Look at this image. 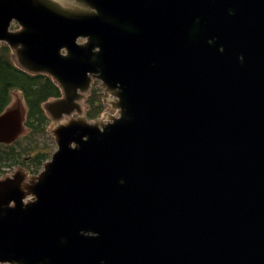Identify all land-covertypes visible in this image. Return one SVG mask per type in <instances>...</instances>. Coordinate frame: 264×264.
I'll use <instances>...</instances> for the list:
<instances>
[{"label": "water", "instance_id": "water-1", "mask_svg": "<svg viewBox=\"0 0 264 264\" xmlns=\"http://www.w3.org/2000/svg\"><path fill=\"white\" fill-rule=\"evenodd\" d=\"M66 1L0 0V43L68 89L57 120L78 118L57 123L37 186L0 183V263L264 264V0ZM94 75L123 117L87 119L74 97Z\"/></svg>", "mask_w": 264, "mask_h": 264}, {"label": "trees", "instance_id": "trees-1", "mask_svg": "<svg viewBox=\"0 0 264 264\" xmlns=\"http://www.w3.org/2000/svg\"><path fill=\"white\" fill-rule=\"evenodd\" d=\"M15 91L21 92L26 105L24 133L12 144H0V176L14 166H23L31 173H38L50 159L51 153L46 147L40 148L37 143L32 144V141L35 135L50 130L51 119L45 103L63 95L62 87L53 76L30 71L16 63L12 48L3 43L0 45V115L11 106ZM107 97L108 93L95 82L85 100L88 119H98L105 113Z\"/></svg>", "mask_w": 264, "mask_h": 264}, {"label": "flooded vegetation", "instance_id": "flooded-vegetation-1", "mask_svg": "<svg viewBox=\"0 0 264 264\" xmlns=\"http://www.w3.org/2000/svg\"><path fill=\"white\" fill-rule=\"evenodd\" d=\"M68 3H70V4H74L75 6H77V5H79V3H80V5L81 6H83L86 10H84V12H87V13H89L90 15H100L101 14V11L97 8V7H95V6H93V5H90V4H87V3H81V0H74V1H70V0H67L66 1V4H68ZM64 4H65V2H64ZM67 5H65V7H66ZM231 13H233L234 12V10L233 9H230L229 10ZM112 21L113 22H116V23H118V19H116V18H112ZM201 17H197L195 20H194V22H193V25H192V28H191V35L193 36V37H199L200 36V34L202 33V25L203 24H201ZM13 24L15 25V26H17V31H20V30H23L24 28L18 23V22H13ZM122 24V26L126 29V30H128L129 32H137L138 31V29L136 28V26L133 24V23H131V22H127V21H124V22H122L121 23ZM82 40V41H81ZM214 41H215V39H209L208 40V42L210 43V44H214ZM81 44H85L86 45V47L87 46H89V44H95L96 46L95 47H99L97 44L99 43V39L98 38H96V37H91V38H89V39H85V38H82V39H80V41H79ZM221 47H223V46H221ZM63 52V54H65V55H69V51H67V50H63L62 51ZM98 54H99V49L98 48H95V50H94V55H93V57H92V61L93 62H98L99 60H98ZM44 73H47V74H49L48 72H44ZM50 75V74H49ZM52 76V75H51ZM54 77V76H53ZM55 79V78H54ZM92 83H94V82H97L98 80H100V78L98 77V76H92ZM56 80V79H55ZM58 83L60 84V86H61V82L58 80ZM62 87V86H61ZM62 90H63V95H62V97H59V98H55V99H53V100H49V101H47L46 103H45V108H46V110H47V113H48V115L50 116V119H51V121H50V124L52 123V122H55V123H60L61 124V122L62 121H65V120H67V123L65 124V125H71L72 123H73V121H75V120H77L78 118H76V117H73L72 115L75 113H73L72 115H67V116H65V118H63L62 119V121H61V119L60 120H57L55 117H54V113H56L57 112V106H54L53 105V103L52 102H54V101H56V100H58V99H61V98H65V97H68L69 96V91H68V89L67 88H65V87H62ZM88 93H89V90H86V89H84V90H79L78 92H77V95L74 97V99H75V101H77V102H79V101H81V100H84L85 101V98H86V96L88 95ZM118 101V100H117ZM80 103V102H79ZM81 105V104H80ZM81 107H83L82 105H81ZM117 108L118 109H120V116H119V118L122 116L123 117V110H122V108H121V106L119 105V106H117ZM10 109V108H9ZM83 109V108H82ZM122 113V114H121ZM113 121V120H112ZM112 121H110V122H112ZM24 128V126H23V124H22V129ZM61 128V125H59L54 131H53V133H55V136H56V138L58 139V135L56 134V132L59 130ZM18 140V139H17ZM16 141V140H15ZM15 141H13L12 143H14ZM12 143H0V144H12ZM74 145H76V144H74ZM58 149V148H57ZM56 149V150H57ZM54 154V153H53ZM53 154L51 155V159H52V156H53ZM50 159V160H51ZM29 160V159H28ZM27 160V161H28ZM50 160H47L45 163H44V165H43V169H41L38 173H31L26 167H23V166H14V167H11V168H9L8 170H7V172L6 173H4L3 175H1L0 176V183L2 184V185H4L5 187H8V190L7 191H9L11 188H20L19 190L21 191V193H24V194H27V191H31L35 186H37L42 180H43V178H44V176H45V174H42V171L45 169V164L47 163V162H49ZM17 168V169H16ZM12 169V170H11ZM11 170V174L9 173V171ZM35 176H38V179H36V180H34L33 179V177H35ZM27 177H30V182H28V183H25V180H27ZM18 185V186H17ZM20 186V187H19ZM6 197L7 196H9V194L7 193V195H5ZM11 206H14V202L12 201L10 204H8V205H6V206H4L3 208H7V207H11ZM4 213V212H3ZM20 264L22 263V262H19Z\"/></svg>", "mask_w": 264, "mask_h": 264}, {"label": "rangeland", "instance_id": "rangeland-1", "mask_svg": "<svg viewBox=\"0 0 264 264\" xmlns=\"http://www.w3.org/2000/svg\"><path fill=\"white\" fill-rule=\"evenodd\" d=\"M11 30H17V26H15L14 24H12ZM1 44H3V43H0V45ZM11 48H12V54H13V58H14L15 62L18 63V64H20V65H22L25 68H28L27 67V64L25 62L21 61L22 55L19 53V48L20 47H17V48L11 47ZM94 83H92L91 88L89 89V93H90V91H91L92 86H93ZM97 86L100 87V88H102L105 92L108 93L106 111L98 119L112 121L113 118L120 116V114H119L120 113V109H118L117 106L115 105L114 94L112 93V91L108 90L107 87L103 86V81L102 80H98L97 81ZM87 96H86V98H87ZM86 98H85V100H86ZM19 102H25L24 101V98H23V95L21 94L20 91H15L13 93V100H12L11 106L14 103H19ZM80 102H81V104L83 106V109H84V112H85L86 111V108H85L86 107V103H85L84 100H81ZM25 106L26 105H24L23 121H24V115H25V111H26V107ZM88 120L91 121V122H93V123H96L97 124V119H95V120L88 119ZM57 127H58L57 126V123L52 122L49 125V129H50L49 132H46L44 134L35 135L34 136V139L35 140L32 141V144L37 143L38 146L40 148H43V149L46 147L45 149L48 150L51 153V155H52L56 151V149L58 148V141H57V138L55 136V133H53V131ZM23 133H24V128L21 130L19 136L15 140L20 139L21 136L23 135ZM51 155H50V158H51ZM11 170L9 171V173H12L14 171L13 170L11 172ZM0 264H11V263H0Z\"/></svg>", "mask_w": 264, "mask_h": 264}, {"label": "bare ground", "instance_id": "bare-ground-1", "mask_svg": "<svg viewBox=\"0 0 264 264\" xmlns=\"http://www.w3.org/2000/svg\"><path fill=\"white\" fill-rule=\"evenodd\" d=\"M51 159V158H50ZM49 160V159H48Z\"/></svg>", "mask_w": 264, "mask_h": 264}]
</instances>
